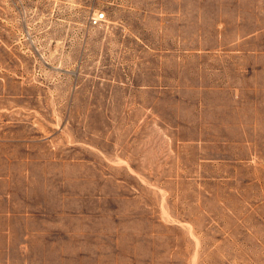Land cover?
Listing matches in <instances>:
<instances>
[{"label": "rangeland", "instance_id": "374dc122", "mask_svg": "<svg viewBox=\"0 0 264 264\" xmlns=\"http://www.w3.org/2000/svg\"><path fill=\"white\" fill-rule=\"evenodd\" d=\"M0 176V264H264V0H0Z\"/></svg>", "mask_w": 264, "mask_h": 264}, {"label": "crops", "instance_id": "0c3cea01", "mask_svg": "<svg viewBox=\"0 0 264 264\" xmlns=\"http://www.w3.org/2000/svg\"><path fill=\"white\" fill-rule=\"evenodd\" d=\"M3 181L9 183L8 178L0 176V237L14 234L12 229L15 224L12 221L16 220L17 215L16 194L11 188H3L1 186Z\"/></svg>", "mask_w": 264, "mask_h": 264}, {"label": "built area", "instance_id": "2783aa9c", "mask_svg": "<svg viewBox=\"0 0 264 264\" xmlns=\"http://www.w3.org/2000/svg\"><path fill=\"white\" fill-rule=\"evenodd\" d=\"M104 19V15H96L93 17V24H98Z\"/></svg>", "mask_w": 264, "mask_h": 264}]
</instances>
